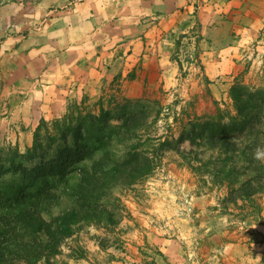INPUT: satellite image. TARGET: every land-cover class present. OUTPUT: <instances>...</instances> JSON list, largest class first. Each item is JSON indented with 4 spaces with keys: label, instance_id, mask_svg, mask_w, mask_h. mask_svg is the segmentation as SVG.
<instances>
[{
    "label": "rangeland",
    "instance_id": "rangeland-1",
    "mask_svg": "<svg viewBox=\"0 0 264 264\" xmlns=\"http://www.w3.org/2000/svg\"><path fill=\"white\" fill-rule=\"evenodd\" d=\"M21 2L0 0V158L11 165L5 177L12 179L15 167H34L35 172L42 166L46 173L31 188L64 190L82 181L79 169L91 164L89 155L96 160L104 154L109 162L103 169L117 176L101 194L116 222L77 223L39 264H109L116 258L123 264H264V178L257 174L264 167V157L257 158V150L264 152V32L248 30L246 23L226 15L215 47L198 41L201 30L191 20L192 28L174 32L170 60L161 61L160 70L143 85L128 86L131 74L107 83L75 69L73 61L58 59L64 65L49 69V87L38 92L39 51L29 57L26 46L33 42L19 46L12 38L21 31L36 32L11 26L10 13L21 12ZM51 45L57 51L67 46ZM89 50L94 55L91 45ZM70 66L87 77L73 76ZM70 75L92 82L91 92L88 83L87 94L68 91ZM250 93L254 97L247 102L244 96ZM235 95L243 97L248 115L238 112ZM234 121L248 123L252 138L258 135L248 161L240 155L247 130L237 134L223 128ZM203 122L211 123L209 130L199 126ZM35 140L34 156L25 157ZM163 143L168 144L159 149ZM131 154L138 166L143 154L150 159L143 174L137 166L121 165ZM52 165L58 173L51 176ZM128 173L139 175L123 183L120 178ZM246 182L254 191L240 197L236 189ZM58 208H50L52 216Z\"/></svg>",
    "mask_w": 264,
    "mask_h": 264
},
{
    "label": "crops",
    "instance_id": "crops-1",
    "mask_svg": "<svg viewBox=\"0 0 264 264\" xmlns=\"http://www.w3.org/2000/svg\"><path fill=\"white\" fill-rule=\"evenodd\" d=\"M20 6L21 12L10 13L14 17L11 26L16 30L36 32L25 34L21 31L12 38L20 42L19 46L33 42L26 46L29 57L37 54L31 52L39 51L36 65H40L41 74L35 80L38 92L49 87L46 85L50 82L49 69L58 65V59L71 64L73 61L75 69L84 74L92 73L107 83L123 81L131 74L134 80L128 81V86L132 83L143 85L144 79L160 70L161 61L170 60L174 32L192 28L191 20H195L201 30L202 37L198 41L215 47L219 45L222 17L226 15L246 23L248 30L264 32V0H24ZM209 32L212 34L206 37ZM53 43L54 47L69 44L63 51H57ZM90 45L95 50L94 55H91ZM210 53L216 55V51ZM129 65L132 67L125 71ZM70 68L73 76L87 77L79 76ZM70 78L73 82H68V91L87 94L88 83L87 89L91 92L92 82L87 80L84 84L81 78L72 75ZM260 215L264 216L263 212ZM109 264L123 263L116 258Z\"/></svg>",
    "mask_w": 264,
    "mask_h": 264
},
{
    "label": "trees",
    "instance_id": "trees-1",
    "mask_svg": "<svg viewBox=\"0 0 264 264\" xmlns=\"http://www.w3.org/2000/svg\"><path fill=\"white\" fill-rule=\"evenodd\" d=\"M233 90V93L236 92L235 89ZM252 96L253 93L252 95L250 93L244 97H246L248 102ZM241 98L243 97L237 95L233 98L235 99L239 113L248 110V107L244 108L242 106L243 99ZM248 112L249 111H247V115ZM92 118L95 120L97 119L94 117ZM134 118L135 117H133V119ZM100 122L102 124L107 123V121L103 119H101ZM133 123L134 121H131V125ZM210 125L211 123L208 122L199 124L205 131L210 129ZM229 126H223V128H231V130L233 132L235 131L237 134H242L247 130L243 133L247 143L243 144L240 155L245 157L248 161L249 154L247 152L250 150L254 152L256 144L259 142L258 135H255L254 138L251 137L254 131L250 129L248 123L244 124L241 122L239 124L234 121V123H231ZM223 128L221 126V130L218 133H222ZM88 131L90 130H87V133ZM210 132L212 133V131L208 133ZM128 133L127 135L132 137L131 135L134 132L130 131ZM78 134L84 136L85 132L80 129ZM75 136L77 137V135ZM126 140L130 141L131 138H125L124 141ZM144 141L145 143L147 141L150 142V138H146ZM165 144L168 143H163L158 148H163ZM37 145V140H35L33 147L29 148L25 153V157H33V150ZM129 147L132 151L135 148V144L133 143ZM79 153L84 154L82 151ZM105 155L106 154L102 155L96 160L92 159L93 157L89 155L87 158L91 164L88 167L83 166L79 169L82 181H73L65 186L64 190H57L49 186H46V188H31L37 186L36 184L39 181L38 178L42 179L43 174L46 173L42 171L45 169V167L42 166L35 172L34 167L27 169V167L22 166L21 170L20 166L15 167V172L11 176L12 179L8 180L5 176L10 175L7 167L11 165L6 166L0 158V264H39L41 259L47 262L49 256L57 251V245L60 241L72 234V230L77 223L104 220L111 223L116 222L112 217V211L106 210L107 208L105 205L108 202L101 199V194L105 192L107 182L117 177L109 175L110 171H105L103 169L102 166L107 165L109 162L105 159L107 158ZM62 158H64V156H62ZM142 160L143 163L140 166H138L137 163L134 164L133 154H131V157L123 159V162L121 161V165L123 167L129 165L137 166L140 168L139 174H143L148 166H150V159L146 154H143ZM145 160H147V162H145ZM112 162L118 161L114 159ZM55 168V165L48 168L51 176L55 172L58 173L54 171ZM257 172L260 177L264 178V167ZM139 174L128 173L123 176V179L121 176L120 180L126 183L128 180L136 178ZM29 183L31 185H29ZM100 184L102 188H100ZM89 189L91 191L99 190L92 194ZM57 191L61 192L56 193ZM253 191L254 187L249 186L248 182H246L245 185H240L236 189L240 197L248 196L252 194ZM66 194L68 198L63 200L62 195ZM62 201L68 203L62 205ZM54 206L59 207V213L52 216L50 208ZM117 209V207H113L112 210L117 212ZM44 213L49 216V220L43 216Z\"/></svg>",
    "mask_w": 264,
    "mask_h": 264
},
{
    "label": "clouds",
    "instance_id": "clouds-1",
    "mask_svg": "<svg viewBox=\"0 0 264 264\" xmlns=\"http://www.w3.org/2000/svg\"><path fill=\"white\" fill-rule=\"evenodd\" d=\"M262 157H264V152L257 150V158L260 159Z\"/></svg>",
    "mask_w": 264,
    "mask_h": 264
}]
</instances>
